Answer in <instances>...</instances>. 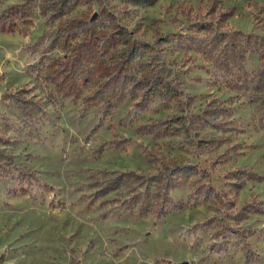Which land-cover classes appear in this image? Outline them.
<instances>
[{
	"label": "rangeland",
	"instance_id": "1",
	"mask_svg": "<svg viewBox=\"0 0 264 264\" xmlns=\"http://www.w3.org/2000/svg\"><path fill=\"white\" fill-rule=\"evenodd\" d=\"M222 9L233 12L225 23ZM203 23L228 30L229 39L258 41L235 84L228 71L172 41L163 54L177 60L184 104L141 106L132 96L113 107L98 102L96 94H123L113 46L160 47L162 37L176 40ZM263 66L264 0H0V264H264V213L229 231L220 222L225 236L215 237L214 210L188 186L172 192L184 207L158 219L112 210L89 185L99 171L148 170L150 149L209 170L216 191L231 192L228 202L264 204ZM212 100L230 109L231 120L212 148L146 133ZM17 101L40 114L33 120Z\"/></svg>",
	"mask_w": 264,
	"mask_h": 264
},
{
	"label": "trees",
	"instance_id": "2",
	"mask_svg": "<svg viewBox=\"0 0 264 264\" xmlns=\"http://www.w3.org/2000/svg\"><path fill=\"white\" fill-rule=\"evenodd\" d=\"M129 1L139 5L150 3L152 0ZM221 11L223 17L221 20L225 23L233 12L228 9ZM198 25L200 26H194L195 32L189 35L180 34L176 40L162 37L163 45L160 47L155 43L140 44L139 41H134L131 44V40H123L113 46L119 58L117 64L122 66L124 72V74H120L116 82V86L123 94H96L98 102L113 107L125 97L132 96L139 101L141 106L148 105L155 99H160L163 107L169 109L179 108L178 105L184 104L180 97H183L185 92L181 88V82L176 73L178 70L175 65L177 60H168L171 55L169 51L168 55L163 54L164 50L172 49L168 48L169 46L164 48L166 43L172 41H177L178 45L183 46L180 48L189 52L203 54L206 62L214 68L220 66L225 72L228 71L229 77H232L231 82L238 80L237 77H241L238 72L245 68V57L249 46L252 45V49H255L258 46V41L254 40L251 44L253 36L250 34H243L244 38L242 39H229L227 37L229 31L222 30L219 25L208 23ZM261 71L264 73V66ZM234 76L237 77L234 79ZM234 82L233 84H235ZM100 90L105 91L102 88ZM25 102L29 101L25 100ZM18 103L19 105L22 103L21 107L26 108L28 115L33 120L40 114L39 109L36 110L35 106L30 107L24 102ZM229 116L230 109L227 106L217 100H212L198 114L189 116L183 112V114L178 113L167 119L155 121L145 126L146 133L157 139L186 138L188 142L184 140L185 143L181 145H190L195 150L205 151L222 141L217 138V133L222 129L226 130L223 125L231 121L228 119ZM30 132L32 133L33 130L31 129ZM201 153L199 152L198 155ZM146 157L149 163V168L146 171L141 169L103 170L92 175L89 185L95 189L93 192L95 198L106 197L104 203L112 210H128L139 214V216L153 214L160 219L171 211L184 207V204L176 202L172 192L188 186L192 194L198 195L197 203L207 204L216 215L218 211L224 212L228 209L221 215L209 218L208 224L214 230L218 223L224 222L227 226L225 229L229 231L231 228H235L234 224L242 226V222L247 220L251 214L264 213V204L261 202L246 201L242 205H238L234 201L228 202L226 197L231 192L218 193L212 183L210 171L203 169L200 164L191 161L180 162L172 154L168 155L163 151L156 154L150 149L147 150ZM231 184L236 186L235 182H231ZM241 188L242 185H238L231 191L233 192L235 189L238 192ZM201 195L202 197H200ZM218 231L215 230V237L224 235V233L219 234ZM248 238L249 235L244 240L249 245ZM232 239L233 236L226 240V247L229 246ZM222 249L217 247L218 251ZM245 254H249L248 250L245 251Z\"/></svg>",
	"mask_w": 264,
	"mask_h": 264
}]
</instances>
